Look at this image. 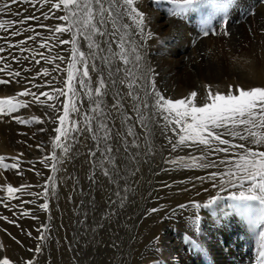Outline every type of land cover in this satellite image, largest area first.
I'll use <instances>...</instances> for the list:
<instances>
[{
	"label": "rangeland",
	"instance_id": "obj_1",
	"mask_svg": "<svg viewBox=\"0 0 264 264\" xmlns=\"http://www.w3.org/2000/svg\"><path fill=\"white\" fill-rule=\"evenodd\" d=\"M5 2L11 0H0V5ZM103 2L107 7L109 0ZM134 6L144 14L143 35L133 19L114 14L103 26L106 35L97 34L88 40L80 35L74 43L59 45L52 52L39 47L41 37L50 34L40 25L71 26L70 21L56 19L68 15L67 11L62 8L52 18L43 19L42 13L50 4L32 8L20 3L11 5L10 12H0V23L5 25L0 29V47L6 49L0 53L4 57L0 67L9 65L0 71V79H10L9 71L22 72L16 78L21 83L0 85V98L14 96L25 86L54 97L49 100L41 96L46 101L43 105L32 103L10 116H0V156L5 157V164H18L17 168H0V201H4L0 203V217L16 222L0 219V258L7 257L13 264H264V203L245 202L243 215L233 209L239 203L233 197L240 191L247 194L249 187L247 181L243 188L239 183H229V173L236 171L235 161L243 153H214L210 159L232 162L213 168L202 167L208 161L199 159L193 165H168L172 158L186 155L190 160L207 149L193 144L173 151L169 140L178 143L183 133L162 119L166 113L151 106L154 97L150 94L153 82L165 98L175 100L196 91L198 101L206 95V86L221 93H226L229 85L264 86V0H231L228 6L224 0H196L190 6L183 5L182 0H135ZM25 8L28 12L23 11ZM17 11L20 15H13ZM116 11L122 13L123 9ZM29 12L40 18L19 26L11 23ZM113 19L119 30L115 33ZM18 27L23 34L13 36ZM37 32L41 35L35 42L20 43ZM58 35L73 39L71 31ZM20 48L33 51L21 53ZM73 48L86 54L91 83L87 78L85 82L92 89L91 95L80 87L82 65L79 59L73 62ZM36 53L63 57L54 62L59 71ZM121 53L126 55L127 64L121 60ZM72 63L75 66L69 69ZM25 68L31 71H23ZM41 69H49L50 74L40 75L32 83L24 79ZM69 71L75 95L65 88L66 95L57 97L53 89L64 87L61 82L68 81ZM100 75L107 87L98 97L95 89ZM130 91L149 104L141 109L142 118L134 107L137 102L127 95ZM117 99L122 107H113ZM97 103L103 113L93 111ZM48 104H56L59 112ZM64 111L68 116L60 125ZM85 114L92 132L85 127ZM17 116L26 123L13 119ZM32 117H39L43 123ZM57 127L61 132L54 131ZM108 131L109 138L102 139ZM256 131L264 134V130ZM225 138L246 144L253 151H264V146L250 143L251 137L245 141ZM108 146L110 153L106 152ZM53 154L55 169L51 167ZM211 173L221 175L212 179ZM9 184L23 188V194L9 196ZM194 203L202 207H192ZM181 204L186 207L179 208ZM153 208L158 210L153 212ZM26 210H30L28 215H19ZM196 216L199 226L193 228Z\"/></svg>",
	"mask_w": 264,
	"mask_h": 264
},
{
	"label": "snow or ice",
	"instance_id": "obj_2",
	"mask_svg": "<svg viewBox=\"0 0 264 264\" xmlns=\"http://www.w3.org/2000/svg\"><path fill=\"white\" fill-rule=\"evenodd\" d=\"M183 5L190 6L196 3V0H182ZM25 3L29 4L32 8H35L37 4L41 7L45 4H50L51 7L48 11L42 13L43 19H50L55 15V11L61 10L68 12V15H59L56 16L57 20L71 22V26L56 25L55 27L49 25H40V27H45L48 29L49 35L41 37V40L38 42L40 48H46L49 52H52L59 45H64L68 43H74L76 38L80 35H83L84 39L88 40L92 36L106 35L103 30V26L106 22L113 18V15H127L129 18L133 19V22L137 25L138 30L143 35L144 33V14L141 11H138L134 6L135 0H109L108 6L105 7L103 0H11V3L5 2L0 5V12L11 11V5ZM231 0H224V6L230 5ZM123 9L122 13H117V9ZM23 11L28 12V9L25 8ZM107 14V15H106ZM13 15H20V12L17 11ZM96 17L99 19L96 22H93ZM33 13L29 12L27 17H23L18 21H11L14 25H24L30 19H39ZM114 33L119 31L115 28V20H112ZM5 25L0 23V29H4ZM28 29H25L27 31ZM66 31L73 32V39L71 41L60 39L59 33ZM13 36L22 35L23 32L19 30V27L16 31L11 33ZM205 35H208L206 30ZM227 35V31L224 33ZM40 33L35 35L28 36L26 40L21 41V44H27L29 40L36 41V36H40ZM150 35V33H149ZM54 41V43H49ZM123 48V44L120 45ZM8 47H18V45L9 44ZM89 49H92L93 44L89 43ZM99 48V44L96 45ZM6 49L0 47V53L5 52ZM21 53L33 51L29 48H20ZM73 62L77 59L80 60L82 65L81 79L79 84L81 89H87L88 95H91L92 89L88 87V84L91 83V77H89V63L86 58V54L83 51H79L76 48H73ZM41 56L46 63H54L57 60H63L64 58L56 56H45L44 53H36ZM95 55V53H92ZM13 60L19 62L18 58L13 56ZM28 59V57H25ZM140 58L137 57V60ZM121 60L123 63L127 64L128 60L124 53H121ZM4 61V57L0 55V62ZM35 63L39 64L40 60H35ZM75 66L74 63L69 64V69ZM96 64L93 62L92 68L96 70ZM9 68L7 63H3V66L0 67V71H4ZM60 66L54 63L55 71H59ZM119 69H117L118 71ZM23 71H31V69L25 68ZM49 69H41L35 76L30 78L25 77L29 83H32L40 75H49ZM7 75L10 77L8 80L0 79V85H7L10 83H21V81L16 80V78L21 77L22 72L19 70L9 71ZM73 74L71 71L68 73V81H62L64 87L54 88L53 91L57 93V97L60 95H66L65 88L68 92L73 93L74 85L71 83ZM85 78L88 79V84L85 82ZM115 83V81H113ZM33 87L39 88L43 85L32 84ZM131 86V85H130ZM107 84L105 83V78L103 75L98 76V86L95 89L96 96H102V89H105ZM207 91L206 95L201 97L198 101V93L192 91L188 96L179 98V99H170L165 98L160 92L155 89L154 82L152 83L151 95L154 97V102L151 105L153 108L163 109V112L166 115H162V119L170 122L171 124L178 126L179 132L183 133L179 137L178 143H173L172 140H169V143L172 144V149L175 151L180 145L186 147H191L193 144L197 146H204L207 149L206 152L202 151L200 157H193L195 161L207 160L206 164L201 165L202 167L213 168L219 167L222 164L230 163L232 161L225 159H210L212 154L219 153H231L235 155V150H240L243 154L238 156V159L235 161L236 171L229 173V183H239L241 188L244 187V182L249 183L247 188V194L245 191H240L237 196H234L233 199L238 201L236 205H233V209L239 214L243 215L246 212V203L247 201H259L264 203V151H253L246 144L242 143H233L225 137H233L241 141L249 140L251 137L250 143L256 145L264 146V134L258 133L256 130H264V86H252V87H242L240 85L228 86V91L226 93H221L220 91L213 92L211 86H206ZM119 95V94H118ZM128 96L132 97L137 103L134 105L137 113H140V117H143L142 108H148L149 104L143 100L139 95L134 94L133 92H128ZM31 96V100H19L18 97H28ZM45 96L49 100L54 99L52 95L48 92L37 93L32 91L31 88L23 87V90L18 91L14 96L0 98V116H10L13 112L18 111L20 108H27L32 103H39L41 105L45 104L46 101L41 100L40 97ZM49 108L55 109L59 112L56 104H48ZM123 105L119 102V99L114 101L113 107H122ZM99 111L103 113V110L100 109L99 103L96 104V108L93 111ZM68 112H63V117L59 118L60 125L64 124V120L67 118ZM18 123H26L22 117H13ZM32 119L40 120L39 117H32ZM131 119V117H129ZM86 125L85 127L89 132H92L91 121L88 120L87 114H85ZM2 122V121H0ZM43 123L42 120H40ZM100 127L107 129V125L101 124ZM142 127L147 129V123H143ZM55 132H61V128L57 127L54 129ZM95 134V133H93ZM131 134V133H129ZM110 136V131L106 132L105 136L102 139L107 140ZM191 140V144L187 142ZM59 143V138H57ZM138 147V145H136ZM223 146V147H221ZM43 150V149H41ZM67 148H64V151L67 152ZM112 149L110 146L106 147V152H111ZM95 152H92L91 155L95 156ZM23 154L21 153L20 156ZM18 160L17 158H13ZM48 159V157H44ZM53 163L51 167L55 169V155L53 154ZM5 157L0 156V168L11 169L17 168V163L5 164L3 161ZM43 162V161H41ZM171 163H177V161H169ZM114 163V162H113ZM39 174V173H37ZM105 175H109L108 171L105 170ZM221 175L220 173H211V178L215 179L217 176ZM235 177V180L232 179ZM223 184V179L220 181ZM6 191L11 196L14 193L21 192L23 194V188H15L10 184L6 186ZM31 195V193H29ZM119 195V193H117ZM4 201H0L3 203ZM23 203H31V201H23ZM5 206L7 204L5 203ZM197 209L201 208L202 205L199 203H194L191 205ZM205 207L207 205H204ZM43 208L47 209V204L42 205ZM179 208H185L186 205L181 204ZM158 209L153 208L152 211L155 212ZM30 210L19 213V215L26 216L29 214ZM36 217H33L35 219ZM0 219L8 220V217L3 216ZM9 223H16L14 220H8ZM199 226V216H196L193 221V228ZM19 227V225H17ZM30 235V233H28ZM43 239V237H40ZM15 239V237H13ZM19 242V241H18ZM2 247V245H0ZM39 251V248L36 249ZM0 264H13V262L7 258H0ZM31 264V262H29Z\"/></svg>",
	"mask_w": 264,
	"mask_h": 264
},
{
	"label": "bare ground",
	"instance_id": "obj_3",
	"mask_svg": "<svg viewBox=\"0 0 264 264\" xmlns=\"http://www.w3.org/2000/svg\"><path fill=\"white\" fill-rule=\"evenodd\" d=\"M170 40V39H169ZM174 43V42H173ZM163 44V43H162ZM160 45V44H159ZM176 45V44H175ZM162 46V45H161ZM187 157L188 156H186V155H184L182 158H172L170 161H172V160H175V161H177V163H171V162H169L168 163V165H170V166H175V168L177 167V166H182V165H193V164H195L194 162V160L193 159H187ZM195 188H197V187H195ZM200 188V187H199ZM198 189V188H197ZM202 190H203V188H202ZM208 191V190H207ZM203 193V192H202ZM205 193V192H204ZM207 193V192H206ZM210 193V192H209ZM199 195H200V193H199ZM203 195V194H202ZM212 195V194H211ZM204 197H205V195H204ZM203 197V198H204ZM199 198V197H198ZM207 198V197H206ZM218 206V205H217ZM256 216V215H255ZM209 218H207V220H208ZM255 219V218H254ZM239 220V219H238ZM211 220H209V222H210ZM241 221V220H240ZM250 221H251V219H250ZM247 222V221H246ZM204 224V223H203ZM212 224V223H211ZM214 224V223H213ZM212 224V225H213ZM209 225V224H208ZM205 228V227H204ZM214 229V228H213ZM219 229V228H218ZM204 230V229H203ZM206 232V231H205ZM214 235H216V234H214ZM240 235V234H239ZM209 236H207V238H208ZM214 237V236H213ZM209 238H211V237H209ZM220 238V237H219ZM224 238V237H223ZM214 239V238H213ZM221 239V238H220ZM227 240V239H226ZM242 242V241H241ZM204 243H206V242H204ZM210 243V242H209ZM227 243V242H226ZM221 245V244H220ZM216 246V245H215ZM208 247V246H207ZM231 248V247H230ZM204 249H206V247L204 248ZM203 249V250H204ZM212 253V252H211ZM229 253H231L230 251H229ZM213 254V253H212ZM222 254H223V252H222ZM211 255V254H210ZM225 255V254H224ZM232 256V255H231ZM254 258V257H253ZM217 259V258H216ZM255 260H256V258H255ZM213 262H215L214 260H213ZM222 262V261H221ZM218 263V262H217ZM225 263V262H224ZM243 264V263H242ZM247 264V263H246ZM250 264H252V263H250Z\"/></svg>",
	"mask_w": 264,
	"mask_h": 264
}]
</instances>
